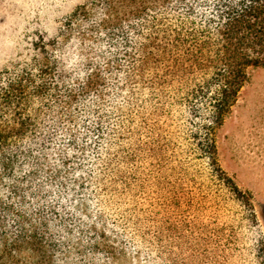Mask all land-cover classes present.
<instances>
[{
  "label": "trees",
  "instance_id": "trees-1",
  "mask_svg": "<svg viewBox=\"0 0 264 264\" xmlns=\"http://www.w3.org/2000/svg\"><path fill=\"white\" fill-rule=\"evenodd\" d=\"M258 69L264 0L77 5L0 69V264L115 263L136 237L164 264H264L214 137Z\"/></svg>",
  "mask_w": 264,
  "mask_h": 264
},
{
  "label": "rangeland",
  "instance_id": "rangeland-1",
  "mask_svg": "<svg viewBox=\"0 0 264 264\" xmlns=\"http://www.w3.org/2000/svg\"><path fill=\"white\" fill-rule=\"evenodd\" d=\"M88 1L90 0H0V69L25 59L31 46L37 42L38 36L53 35L63 18L68 16L77 5ZM165 115L166 117L170 116ZM214 137L216 159L220 168L240 190L245 192L253 209L254 220L247 219L240 227L238 226V229L242 230V234L247 238L256 239L260 235L264 240L263 69L250 70L247 81L240 89L235 103L224 116L221 124L217 126ZM212 185L213 189L219 188L215 182ZM128 203L124 206L125 208H122V213L130 209L131 202L128 201ZM131 208L133 209V207ZM241 210L238 205H235L232 210L230 208L227 210L222 219L236 218L235 212H241ZM119 212L121 213V209ZM205 215H208L207 211ZM179 216L182 214L180 213ZM112 218L121 219L118 215ZM142 218H145L144 215ZM216 218L219 219L220 216ZM213 219H200L194 224L191 223L190 226H187V223H182L180 232L184 236L191 235L190 238L196 237L199 234V228L203 226L205 227L203 229L208 231L203 234L210 235L214 233ZM232 222H228L222 228L217 227L216 231H221L225 235L229 234L230 231L227 228ZM130 230L132 232L135 229L132 227ZM156 234L152 233L150 236L154 237ZM135 235L141 236V233ZM136 240L137 237L135 240L126 238L125 255L115 263L106 259H103L102 263L164 264L163 261L156 260L154 255L150 256L151 248L137 244ZM187 251L188 249L184 247L183 254H186Z\"/></svg>",
  "mask_w": 264,
  "mask_h": 264
}]
</instances>
